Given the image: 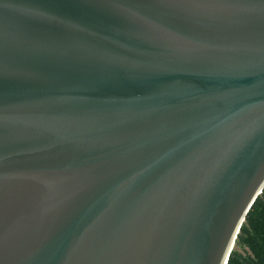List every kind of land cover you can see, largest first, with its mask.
<instances>
[{
    "label": "water",
    "instance_id": "95a60500",
    "mask_svg": "<svg viewBox=\"0 0 264 264\" xmlns=\"http://www.w3.org/2000/svg\"><path fill=\"white\" fill-rule=\"evenodd\" d=\"M264 186V0H0V264H225Z\"/></svg>",
    "mask_w": 264,
    "mask_h": 264
},
{
    "label": "trees",
    "instance_id": "16d2710c",
    "mask_svg": "<svg viewBox=\"0 0 264 264\" xmlns=\"http://www.w3.org/2000/svg\"><path fill=\"white\" fill-rule=\"evenodd\" d=\"M225 264H264V186L246 212Z\"/></svg>",
    "mask_w": 264,
    "mask_h": 264
},
{
    "label": "rangeland",
    "instance_id": "374dc122",
    "mask_svg": "<svg viewBox=\"0 0 264 264\" xmlns=\"http://www.w3.org/2000/svg\"><path fill=\"white\" fill-rule=\"evenodd\" d=\"M235 248V247H234Z\"/></svg>",
    "mask_w": 264,
    "mask_h": 264
}]
</instances>
